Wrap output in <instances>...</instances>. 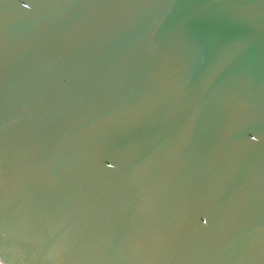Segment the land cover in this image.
Instances as JSON below:
<instances>
[{
  "label": "water",
  "instance_id": "95a60500",
  "mask_svg": "<svg viewBox=\"0 0 264 264\" xmlns=\"http://www.w3.org/2000/svg\"><path fill=\"white\" fill-rule=\"evenodd\" d=\"M0 260L264 264V0H0Z\"/></svg>",
  "mask_w": 264,
  "mask_h": 264
},
{
  "label": "rangeland",
  "instance_id": "374dc122",
  "mask_svg": "<svg viewBox=\"0 0 264 264\" xmlns=\"http://www.w3.org/2000/svg\"><path fill=\"white\" fill-rule=\"evenodd\" d=\"M1 261V260H0ZM1 262H3L4 264H9V263H6V262H4V261H1Z\"/></svg>",
  "mask_w": 264,
  "mask_h": 264
}]
</instances>
